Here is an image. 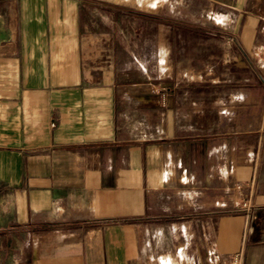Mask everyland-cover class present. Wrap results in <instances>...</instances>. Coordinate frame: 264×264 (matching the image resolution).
Returning <instances> with one entry per match:
<instances>
[{
	"label": "crops",
	"instance_id": "obj_1",
	"mask_svg": "<svg viewBox=\"0 0 264 264\" xmlns=\"http://www.w3.org/2000/svg\"><path fill=\"white\" fill-rule=\"evenodd\" d=\"M205 1L213 29L182 0L3 2L0 264H264L263 135L214 141L187 93H161L211 37L248 65L264 0ZM126 114L158 133L134 139Z\"/></svg>",
	"mask_w": 264,
	"mask_h": 264
},
{
	"label": "rangeland",
	"instance_id": "obj_2",
	"mask_svg": "<svg viewBox=\"0 0 264 264\" xmlns=\"http://www.w3.org/2000/svg\"><path fill=\"white\" fill-rule=\"evenodd\" d=\"M3 2L5 3V0H0V11L3 6L6 7ZM210 7L205 0H182L179 5L182 12L190 17L189 19L199 21L213 29L214 21L211 19L212 15L209 16ZM203 40L206 39H202L201 43ZM220 42L222 40L217 36L211 37V53L208 52L207 45L202 46L198 58L195 53L193 65L188 62V67L172 68L175 78L170 82L174 81V84H168L167 87L162 86L161 93L169 94L173 90L177 91V87L180 88L179 91L187 93L186 99L181 102L198 110L195 117L196 129H199L201 134H211V139L214 141L228 139L234 132L236 134L232 137L239 136L240 132L250 134L251 130H257L264 139V29L262 34L254 39L248 37V43L253 49L247 53L246 69H231L224 66L221 60L224 54L229 55V53L221 52ZM208 54L211 55V59L208 58ZM256 75L261 81H258L257 85L254 83ZM230 78V83L224 82ZM240 79L242 80L241 87L239 83L234 82ZM176 81L179 83L175 84ZM175 85L176 88H174ZM226 85H231V87L227 89ZM240 89L247 91L246 97L230 98V95L238 94L234 92H239ZM228 91L232 93L227 94ZM134 115L143 117L139 114ZM263 148L261 150L264 154ZM231 171H233L232 168ZM232 190V194H237L236 199L233 198V205L243 209V193L241 194L240 189L236 187H232Z\"/></svg>",
	"mask_w": 264,
	"mask_h": 264
},
{
	"label": "built area",
	"instance_id": "obj_3",
	"mask_svg": "<svg viewBox=\"0 0 264 264\" xmlns=\"http://www.w3.org/2000/svg\"><path fill=\"white\" fill-rule=\"evenodd\" d=\"M124 120L126 121L127 130L134 139L146 140L151 134L158 133V131L149 128L143 117L126 114ZM243 195L242 208L248 211L251 208V191L243 193ZM242 261L243 251L240 249L231 255L229 264H242Z\"/></svg>",
	"mask_w": 264,
	"mask_h": 264
}]
</instances>
